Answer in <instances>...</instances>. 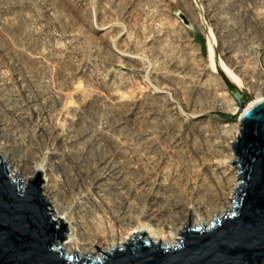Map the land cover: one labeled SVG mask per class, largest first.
Here are the masks:
<instances>
[{
	"label": "rangeland",
	"instance_id": "rangeland-1",
	"mask_svg": "<svg viewBox=\"0 0 264 264\" xmlns=\"http://www.w3.org/2000/svg\"><path fill=\"white\" fill-rule=\"evenodd\" d=\"M128 33L130 40L137 45L136 50L126 49L127 42L124 38ZM162 34L164 38L161 37ZM146 36L162 39L156 40L158 42L149 49L146 46L141 47L143 37ZM202 38L204 47L200 42ZM210 51L214 52L217 68H213L209 63ZM36 54L42 56L45 61L38 58L41 62H37L34 59ZM120 54L132 55L138 58L136 61L139 62L129 65L124 61H117L113 56ZM230 55L239 60L235 65L229 59ZM12 65L18 66L17 70H12ZM174 65L187 68L184 73H179V76L176 74L178 77L172 78V82L166 79L163 84L161 79L158 82V79L152 76L155 69L168 72ZM197 70L202 72V75L199 76ZM171 75L172 73L170 77L175 76ZM26 76L37 79L36 82L38 79H72L73 85L76 83L77 94H81L82 98H89L93 92L99 94L102 89H99L96 82L106 84V90L109 91L107 93L123 91L124 96L135 94L138 89L143 88L145 92L142 90L143 95L140 93V110L147 111L148 113H144L150 116V120L145 121L142 127L148 129L151 134L155 132L154 135L160 140L158 142L162 143V146H155L156 150L144 149L146 152H143V155L149 152L148 156L156 157L154 153H157V150L166 152V155L159 153L161 151L157 153V156L162 154L166 163L171 158L168 165L164 164L166 170L163 169L164 177L168 176L165 185H170V191L167 190V193L162 195L166 197L171 193L168 198H173V201L169 200L170 203L174 202L175 198L179 199L183 195L180 198L182 199L189 194V201L193 202L191 199L198 195H195L197 189H193L191 197L190 188L185 182L187 185L191 182V186L192 181L196 179L195 182L201 184V188H208L209 191L218 181L217 173L213 174L211 171L212 167L222 164L224 166L236 159L232 150V142L236 137L231 139L236 128L230 121L224 120L220 113H229V108L239 107L230 93L231 87H239L254 99L257 91L255 92L248 81L264 78V0H0V95L11 97V93L18 90L17 82L22 78L25 80ZM220 82L224 86L223 90L219 86ZM125 84L127 86L123 87ZM72 92H67L66 97L70 98H65L62 102V107L66 108L64 110H76L80 107V101L75 98L77 94ZM101 92L100 96L104 97L106 91ZM146 94L149 96L144 98ZM152 94L154 95L151 96ZM155 96L157 98H154ZM155 101L157 104H153ZM156 105L158 108L154 107ZM103 106L107 108L105 104ZM106 108L100 110L99 106L94 111L93 122L89 117L90 120L86 119L87 124L99 125L101 121H105ZM55 113L56 111L53 112ZM154 114L156 118L153 117ZM62 121L58 119L55 123L59 130L56 133H61L63 139L66 138L69 126L68 121H65V125ZM18 127L22 134L24 132L25 139L21 145L11 143L14 154L32 156L38 163L45 157L44 163L47 164L54 155L57 157V141L45 142L39 131L34 133L26 130L21 124ZM237 132L239 133V130ZM218 143H228V154L224 152L221 155ZM151 149V152H154L152 155ZM0 157L4 160L2 151ZM231 168L236 171L235 180L237 179L238 185L241 181L238 179L239 169L235 164L231 165ZM43 175L42 173V179ZM19 179L27 181L25 178ZM174 195L176 197H173ZM234 197L235 194L230 198L229 207L225 211L231 209L234 203L231 200H234ZM49 208L53 213L52 208ZM216 217L219 216L214 218ZM214 218L203 224L209 225ZM66 227L68 232L67 224ZM67 232L61 242L67 240ZM179 234L172 244H178L177 239L182 238ZM132 236L138 237L139 234L134 233ZM142 238L151 241L146 234ZM101 252L86 256L98 259L106 256Z\"/></svg>",
	"mask_w": 264,
	"mask_h": 264
},
{
	"label": "bare ground",
	"instance_id": "bare-ground-1",
	"mask_svg": "<svg viewBox=\"0 0 264 264\" xmlns=\"http://www.w3.org/2000/svg\"><path fill=\"white\" fill-rule=\"evenodd\" d=\"M161 37H163V34ZM160 38L150 36L143 37L141 47L146 46L151 49L155 45V42H158L156 40ZM124 39H126V49L128 51L137 49V45L130 40L129 33ZM25 55H27V53ZM17 56L20 57V55ZM23 57L25 56L23 55ZM41 57L36 54L34 59H36L37 62H41ZM113 57L116 58V60L118 59L117 61H124L129 65L136 64L138 61H136L138 58L129 54L114 55ZM38 58H40V60H38ZM229 59L233 65L239 61L232 55L229 56ZM209 63L213 68H217V61L213 51L209 53ZM239 63L240 65L242 64L241 62ZM169 64H171V62H169ZM219 67L222 70L221 66ZM17 68L18 66L14 65L12 70H17ZM186 68L183 69V67L181 68L174 65V67L170 68V73L169 71H161L163 69L159 68L151 72H153L152 76L158 79V82L161 79L160 82L164 84V80L167 79V81H170L172 78H177L179 73H184ZM66 70L67 69H65V71ZM196 72L197 74L199 73V76L202 75V72H198V70ZM171 73L176 77H170ZM36 80L37 79H31L30 76L25 80L22 78L17 82L19 84V87L17 86L18 90L11 93V97H9V95L8 97L0 95V151L3 152L5 161L1 157L0 158L5 162L8 170L10 168L9 174L11 172L10 176L12 178L16 175L17 179L20 177L28 180V178L35 175L36 171H42L44 178L42 179L41 173V181H43V183H41L40 188L44 193L43 196H46L44 198L52 208V211H54L53 213L51 211L48 212L57 223L60 222L59 220H62L69 228L67 232L66 227L67 240L60 242L59 245L68 255L77 254L78 257H83L88 254L97 255L99 251H107V253L110 254L111 250L116 247L123 248L124 242L128 241L134 233L138 235L141 231L145 232L147 238L151 239V242L160 241L159 243L163 245L165 243L164 241H166L168 242L166 244L173 246V240L178 234L185 232L186 229L184 228L188 224V218L190 225L192 227H197L199 224L204 225L203 223L210 222L215 216L221 217L226 212L225 210L229 207L230 198H232L235 193L234 190L238 186L235 180L236 171L231 168L230 164H225L224 166L222 164L219 166L220 168L215 166L212 167V170L210 167L209 170H211L213 174L217 173L216 176L218 181L209 191L208 188L207 190L201 188V184L198 185L199 183L197 184L195 182L196 179L192 181L193 185L191 184V186V182H189L188 185L187 182H185V185L191 189H189L190 195L193 189H197L195 195H198L195 196V201L193 198L191 199L193 202L189 201V194L187 195L185 193V196L187 195L185 198L183 197L180 199L183 195L181 196V194H179L181 197L179 199L175 198V200H178H174V202H172L173 198H168L171 193L166 197L162 195L163 193L166 194V191L169 190V184L167 186L165 185L168 176L164 177L165 173H163V171L166 170L164 169V164L166 162L162 159L164 157L162 154H159L162 157L157 156V153L161 150H157V153L151 152L152 149L150 150L151 155L154 153L156 157L148 156L150 155L149 152H147V154L149 153L148 155L146 154L147 156L143 155V152H146L144 149L154 148V150H156L155 146H159L162 143L158 142L160 140L154 135L155 132L152 133L153 136L148 129L142 127L145 121L149 122L150 120V116L145 114L147 111H144V113L140 110L142 107V87V90L138 89L140 92L136 90L137 93L124 96L125 92L123 91L115 92L121 95L107 93V85L96 82L95 84L97 86L99 85V89L100 87L102 89L99 91V94L93 92L91 94L92 96L89 98H82L81 94H77L76 83L73 85L74 82L72 79H54L53 81L52 79H41V81L38 79V82H36ZM248 83L257 93L254 99L250 97L249 103H247L242 110L252 106L256 101L264 99V78H262V80L259 78L256 80L249 79ZM39 84H41V86ZM122 86L125 87L127 85L125 84ZM219 86L223 90L224 86L221 82ZM69 89L73 91L72 93L77 94H75V98L80 101L79 109L64 110L66 108L64 106L62 107V102L65 98H68L66 97L68 95L67 92H71ZM103 90L106 91L105 93L107 96L106 94H104L105 96L103 95L104 97L100 96V92ZM125 91L127 92V90ZM96 92H98V90ZM103 93L104 92H101V94ZM148 94L144 95V98L149 96ZM153 95L154 94L151 96ZM124 98H126V100ZM154 98L157 97L155 96ZM154 103L157 104L156 101L153 102V104ZM104 104L107 108L103 106ZM99 106L100 110L104 108L107 109L105 121H101L99 125L87 124L86 119L89 117H91V122H93L92 119L95 118V116H93L94 111ZM154 107H157V105ZM54 111H56L55 114H53ZM239 112V107L234 106L229 108V113L231 115H237ZM150 113L153 114V112ZM153 117L156 118L155 114ZM58 119L63 120V125H65V121H68L67 126H69V129L67 128L66 138L62 139V134L60 133L59 135L56 133L58 129L55 122ZM230 122L236 128L231 139L234 137L237 138L239 135L237 131L239 130L240 132V122L236 120ZM19 124L24 126V129L34 133L39 131L42 137L44 136L43 139L45 142L57 141L55 143L57 145L56 150L59 151L57 154L55 152L57 157L54 155L52 159H49V162L46 160L48 162V164L45 162L47 166L44 163L45 157L38 163V160L35 161L32 156H21L12 152L11 143L21 145L25 139L24 132L22 134L21 129L18 127ZM236 132L238 133L237 136ZM58 137H60V139H57ZM177 142L176 145L178 146ZM218 144L220 147V150L219 148L218 150L221 151V155L224 152L228 154V143L223 145L220 143ZM50 145L52 146L53 144L51 143ZM162 152L163 154L166 153H164V151L159 153ZM171 154L172 153H168V155ZM168 158L169 156L167 159ZM231 158L230 156L229 159ZM169 159L168 161H170ZM167 165L166 168H168ZM170 174L172 173L170 172ZM21 180L27 182L23 179ZM170 189L173 188L170 187ZM173 197L176 196L174 195ZM169 200L172 201L169 203ZM167 203L172 206L170 205L168 207ZM47 207V209L50 210L49 206ZM231 209L228 211L230 212ZM66 232H64V236ZM95 247H97L99 251H97Z\"/></svg>",
	"mask_w": 264,
	"mask_h": 264
},
{
	"label": "water",
	"instance_id": "water-1",
	"mask_svg": "<svg viewBox=\"0 0 264 264\" xmlns=\"http://www.w3.org/2000/svg\"><path fill=\"white\" fill-rule=\"evenodd\" d=\"M230 93L240 112L220 115L240 122L232 144L236 159L230 164L239 169L241 180L230 212L208 226L192 227L188 218L173 246L146 241L141 231L110 254L95 247L106 255L99 259L68 255L59 246L66 223H57L48 212L41 172L24 183L10 176L0 158V264H264V99L242 110L250 96L238 87H231Z\"/></svg>",
	"mask_w": 264,
	"mask_h": 264
},
{
	"label": "trees",
	"instance_id": "trees-1",
	"mask_svg": "<svg viewBox=\"0 0 264 264\" xmlns=\"http://www.w3.org/2000/svg\"><path fill=\"white\" fill-rule=\"evenodd\" d=\"M200 42H201L202 46L204 47V39L203 38L201 39Z\"/></svg>",
	"mask_w": 264,
	"mask_h": 264
}]
</instances>
